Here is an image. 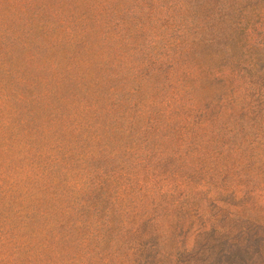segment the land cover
I'll list each match as a JSON object with an SVG mask.
<instances>
[{"label":"rangeland","instance_id":"rangeland-1","mask_svg":"<svg viewBox=\"0 0 264 264\" xmlns=\"http://www.w3.org/2000/svg\"><path fill=\"white\" fill-rule=\"evenodd\" d=\"M192 1L0 0V264H264V0Z\"/></svg>","mask_w":264,"mask_h":264},{"label":"trees","instance_id":"trees-1","mask_svg":"<svg viewBox=\"0 0 264 264\" xmlns=\"http://www.w3.org/2000/svg\"><path fill=\"white\" fill-rule=\"evenodd\" d=\"M189 1L191 0H176L174 5L177 6L178 8H181V10H185L186 3ZM205 2L206 0H194L191 2L194 4L195 7L201 9L205 15L200 25L190 23L188 27L186 25L181 26L182 29H181L180 38L174 44V47L177 48L181 53L193 52L196 48L202 47L203 45L209 43L212 40L210 39V36L212 34L216 36L222 34L227 24L229 23V19L226 14L218 13L217 11L211 13L212 9L209 8L208 5H205L204 4ZM109 109H111V107H109ZM191 109L192 108L190 107V109L187 110V112H190ZM179 113L181 115H184V112L182 111L180 112L178 109L175 111L174 106L169 105L165 107L164 111L162 112V115L163 114L179 115ZM191 113L192 114L199 113V115L205 117V112H191ZM141 115H146V114L142 112ZM148 115L149 114H147V116ZM185 115L190 116V114H186V113Z\"/></svg>","mask_w":264,"mask_h":264}]
</instances>
